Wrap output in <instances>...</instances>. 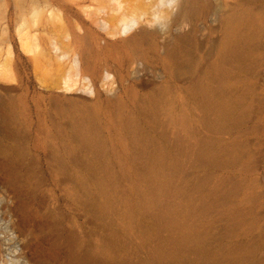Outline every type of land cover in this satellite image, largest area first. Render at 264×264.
Instances as JSON below:
<instances>
[{
	"label": "rangeland",
	"instance_id": "rangeland-1",
	"mask_svg": "<svg viewBox=\"0 0 264 264\" xmlns=\"http://www.w3.org/2000/svg\"><path fill=\"white\" fill-rule=\"evenodd\" d=\"M50 2L96 92L49 88L22 50L44 0H0V264H264V0H194L134 45Z\"/></svg>",
	"mask_w": 264,
	"mask_h": 264
},
{
	"label": "bare ground",
	"instance_id": "bare-ground-1",
	"mask_svg": "<svg viewBox=\"0 0 264 264\" xmlns=\"http://www.w3.org/2000/svg\"><path fill=\"white\" fill-rule=\"evenodd\" d=\"M44 1V6L33 7L17 23L15 33L19 37L20 46L26 54L33 58L36 66L40 69V80L49 88L69 94L78 92L77 90L82 84L81 88L87 92L84 93L85 96L89 97V94L96 92V85L93 79L84 73L85 67L89 63L87 59L81 58L80 53L76 51L73 45L74 35L69 28H65V11L62 7L54 6L50 2L51 0ZM74 1H83L79 3L83 12L108 37L111 39L124 38L126 43L134 45L140 38H146L151 33L168 34L175 10L177 12L183 10L184 7L189 8L194 0H95L94 5L85 3V0ZM44 19L50 23L59 22L61 29L60 35L49 36L48 47L41 38L40 24ZM74 23L77 29L84 33L78 34L77 38H84V26L79 21H74ZM180 32L179 36L185 39L188 33ZM164 38L165 44H167L169 37L164 36ZM14 52V47L9 42L7 60L0 64V78L13 77ZM85 52L88 53V48ZM43 58H47L46 66L41 64ZM83 60L86 63H83ZM53 63L57 64L56 74H52L49 67ZM102 82L108 90L113 89L114 77H110L109 73L102 79ZM0 237L4 241L7 240L1 233Z\"/></svg>",
	"mask_w": 264,
	"mask_h": 264
},
{
	"label": "water",
	"instance_id": "water-1",
	"mask_svg": "<svg viewBox=\"0 0 264 264\" xmlns=\"http://www.w3.org/2000/svg\"><path fill=\"white\" fill-rule=\"evenodd\" d=\"M87 252H94V250L88 248Z\"/></svg>",
	"mask_w": 264,
	"mask_h": 264
}]
</instances>
